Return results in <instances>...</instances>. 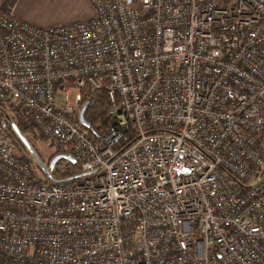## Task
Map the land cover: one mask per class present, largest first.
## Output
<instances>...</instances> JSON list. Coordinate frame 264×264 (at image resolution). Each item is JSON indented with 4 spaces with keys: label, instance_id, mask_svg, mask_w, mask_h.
<instances>
[{
    "label": "built area",
    "instance_id": "obj_1",
    "mask_svg": "<svg viewBox=\"0 0 264 264\" xmlns=\"http://www.w3.org/2000/svg\"><path fill=\"white\" fill-rule=\"evenodd\" d=\"M91 2L49 27L0 4V105L81 163L42 180L0 106V264H264V0Z\"/></svg>",
    "mask_w": 264,
    "mask_h": 264
},
{
    "label": "trees",
    "instance_id": "obj_2",
    "mask_svg": "<svg viewBox=\"0 0 264 264\" xmlns=\"http://www.w3.org/2000/svg\"><path fill=\"white\" fill-rule=\"evenodd\" d=\"M106 94L104 91H91L88 88L82 90V100L81 107L86 103H89L88 109L85 112V119L90 123L92 127V137L98 138L100 133L97 131L98 126L106 127L110 122L108 117V106L106 103ZM4 113H9L11 119L13 120L14 126L18 128L20 133L26 139L33 149V146L30 141L36 139V133L32 125L27 121L25 116L21 113L18 106L11 103H5L0 105ZM77 119V115L75 116ZM6 134L10 136L11 140L15 143L17 152L19 155H24L29 158L32 162V152L24 143V141L19 137L15 132V129H9ZM64 153V151L53 150L52 155L48 159L49 162L58 154ZM33 163V162H32ZM81 174V163L79 160L75 162H69L65 159H61L56 163V166L53 171H50L51 178L47 177L46 181L49 183L53 180H71L78 179Z\"/></svg>",
    "mask_w": 264,
    "mask_h": 264
},
{
    "label": "rangeland",
    "instance_id": "obj_3",
    "mask_svg": "<svg viewBox=\"0 0 264 264\" xmlns=\"http://www.w3.org/2000/svg\"><path fill=\"white\" fill-rule=\"evenodd\" d=\"M1 7L8 10V8L2 4ZM37 8L38 10L31 16L40 20L38 21L39 23L44 21L52 22L55 25H66L74 22H86L96 16V9L91 0H43L37 2ZM42 24L44 25L40 27H47L46 25L49 23ZM64 94L65 88L58 87L56 89L55 103L57 105L63 104ZM73 96L74 94L69 95L70 101H73ZM40 138L42 137H38V135H36V139L34 141H30L34 149L32 153V162L37 175L42 180H46L47 175L42 168V164L45 165V169L50 173L49 165L52 160L49 162V165L47 162L50 155H52L53 149H50L46 142L43 141L44 139L42 138L41 140Z\"/></svg>",
    "mask_w": 264,
    "mask_h": 264
},
{
    "label": "crops",
    "instance_id": "obj_4",
    "mask_svg": "<svg viewBox=\"0 0 264 264\" xmlns=\"http://www.w3.org/2000/svg\"><path fill=\"white\" fill-rule=\"evenodd\" d=\"M38 1H43V0H0V4L7 7L8 10L14 16H16L22 20H25L31 24L43 26L44 24H42V23H47V24L49 23L48 25H46L47 27L48 26H54L55 24L52 22L41 21L42 23H39L38 21H40V20H37L31 16L34 14V12H36L38 10V8H37V2Z\"/></svg>",
    "mask_w": 264,
    "mask_h": 264
},
{
    "label": "water",
    "instance_id": "obj_5",
    "mask_svg": "<svg viewBox=\"0 0 264 264\" xmlns=\"http://www.w3.org/2000/svg\"><path fill=\"white\" fill-rule=\"evenodd\" d=\"M88 106L89 104L87 103L81 110L80 112V115H79V121L81 122V124L85 127H89L90 124L88 123V121L85 119V112L87 111L88 109ZM14 129H15V132L19 135V137L24 141V143L27 145V147L30 149V151L33 153V150H32V147L30 146V144L26 141V139L23 137V135L20 133V131L18 130V128L16 126H14ZM61 159H65L69 162H75V158L70 156V155H67V154H64V153H61V154H58L56 155L50 165H49V169L50 171H52L56 165V163L61 160ZM42 168L44 170V172L46 173L47 177L51 178L49 172L45 169V167H43L42 165Z\"/></svg>",
    "mask_w": 264,
    "mask_h": 264
}]
</instances>
